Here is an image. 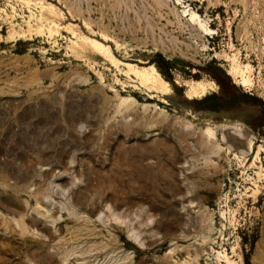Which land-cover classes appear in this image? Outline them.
I'll use <instances>...</instances> for the list:
<instances>
[{"label": "rangeland", "instance_id": "obj_1", "mask_svg": "<svg viewBox=\"0 0 264 264\" xmlns=\"http://www.w3.org/2000/svg\"><path fill=\"white\" fill-rule=\"evenodd\" d=\"M0 264H264V0H0Z\"/></svg>", "mask_w": 264, "mask_h": 264}, {"label": "bare ground", "instance_id": "obj_2", "mask_svg": "<svg viewBox=\"0 0 264 264\" xmlns=\"http://www.w3.org/2000/svg\"><path fill=\"white\" fill-rule=\"evenodd\" d=\"M140 77H141L142 81L150 82V84L153 86V88L155 90H157V91L167 92L169 90L168 84L161 77V75L159 73H155L154 75H152V74L151 75L150 74H142ZM191 86H192V84H191Z\"/></svg>", "mask_w": 264, "mask_h": 264}]
</instances>
